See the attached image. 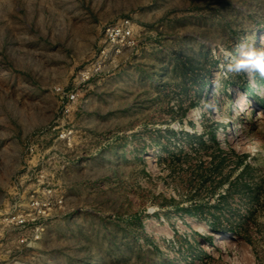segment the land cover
I'll return each mask as SVG.
<instances>
[{"label":"rangeland","instance_id":"374dc122","mask_svg":"<svg viewBox=\"0 0 264 264\" xmlns=\"http://www.w3.org/2000/svg\"><path fill=\"white\" fill-rule=\"evenodd\" d=\"M249 45L264 0H0V264H264V78L224 56ZM35 202L41 241L7 253Z\"/></svg>","mask_w":264,"mask_h":264},{"label":"built area","instance_id":"2783aa9c","mask_svg":"<svg viewBox=\"0 0 264 264\" xmlns=\"http://www.w3.org/2000/svg\"><path fill=\"white\" fill-rule=\"evenodd\" d=\"M104 39L91 67L82 68L77 76V86L82 84L92 76V72L97 73L113 63L117 56L121 55L124 50L130 49L134 45L133 30L129 20H121L110 23L104 27ZM70 101H75L77 93L72 89L65 94ZM36 204V205H35ZM38 203H32V212L23 214L18 212L6 213L2 220L7 227L6 232H15L12 236L5 239L8 247L7 253L21 252L27 248H33L42 239V223Z\"/></svg>","mask_w":264,"mask_h":264},{"label":"clouds","instance_id":"9594fccd","mask_svg":"<svg viewBox=\"0 0 264 264\" xmlns=\"http://www.w3.org/2000/svg\"><path fill=\"white\" fill-rule=\"evenodd\" d=\"M224 56L230 62L226 65V72L244 74L250 80H254L257 75L264 78V48L255 46H241L239 55L232 57L230 52L225 51ZM205 109H214L213 101H202Z\"/></svg>","mask_w":264,"mask_h":264},{"label":"bare ground","instance_id":"6f19581e","mask_svg":"<svg viewBox=\"0 0 264 264\" xmlns=\"http://www.w3.org/2000/svg\"><path fill=\"white\" fill-rule=\"evenodd\" d=\"M241 96V95H240ZM243 102H244V99L241 97V98H239V100H238V103H236V104H238L239 106H238V109L239 110H243V108H242V104H243ZM212 248H207L206 250L207 251H210Z\"/></svg>","mask_w":264,"mask_h":264}]
</instances>
